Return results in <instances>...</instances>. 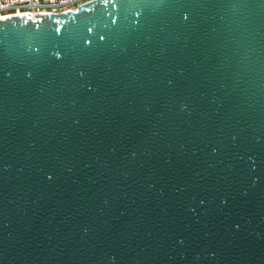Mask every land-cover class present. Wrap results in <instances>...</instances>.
Instances as JSON below:
<instances>
[{
  "label": "water",
  "instance_id": "95a60500",
  "mask_svg": "<svg viewBox=\"0 0 264 264\" xmlns=\"http://www.w3.org/2000/svg\"><path fill=\"white\" fill-rule=\"evenodd\" d=\"M0 264H264V0L0 18Z\"/></svg>",
  "mask_w": 264,
  "mask_h": 264
},
{
  "label": "built area",
  "instance_id": "2783aa9c",
  "mask_svg": "<svg viewBox=\"0 0 264 264\" xmlns=\"http://www.w3.org/2000/svg\"><path fill=\"white\" fill-rule=\"evenodd\" d=\"M92 0H0V18L11 15L39 12H69L76 11L81 5Z\"/></svg>",
  "mask_w": 264,
  "mask_h": 264
}]
</instances>
